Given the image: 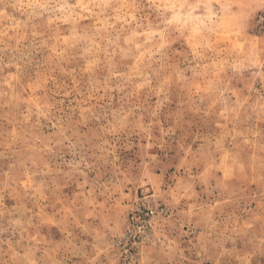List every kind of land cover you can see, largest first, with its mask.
Masks as SVG:
<instances>
[{"label":"rangeland","instance_id":"obj_1","mask_svg":"<svg viewBox=\"0 0 264 264\" xmlns=\"http://www.w3.org/2000/svg\"><path fill=\"white\" fill-rule=\"evenodd\" d=\"M0 264H264V0H0Z\"/></svg>","mask_w":264,"mask_h":264}]
</instances>
